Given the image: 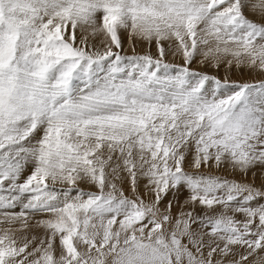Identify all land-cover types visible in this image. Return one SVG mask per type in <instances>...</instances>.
Returning <instances> with one entry per match:
<instances>
[{
  "label": "snow or ice",
  "instance_id": "snow-or-ice-1",
  "mask_svg": "<svg viewBox=\"0 0 264 264\" xmlns=\"http://www.w3.org/2000/svg\"><path fill=\"white\" fill-rule=\"evenodd\" d=\"M78 28L103 32L106 49L88 51L87 37L77 46ZM120 30L158 45L174 37L186 64L205 46V59L246 58L264 71V0H0V223L26 227L28 214L51 215L38 222L48 231L31 251L35 237L20 244L17 230L0 229V264H253L264 251V190L193 176L185 162L194 145L197 169L227 161L264 175V82L230 85L121 55ZM117 154L134 198L107 181ZM138 172L152 203L137 193ZM84 179L99 194L50 187ZM181 185L211 214L181 213L168 230L172 217L158 218V206ZM233 253L239 261L214 259Z\"/></svg>",
  "mask_w": 264,
  "mask_h": 264
},
{
  "label": "rangeland",
  "instance_id": "rangeland-1",
  "mask_svg": "<svg viewBox=\"0 0 264 264\" xmlns=\"http://www.w3.org/2000/svg\"><path fill=\"white\" fill-rule=\"evenodd\" d=\"M245 14L248 16L249 19L253 21L260 22L261 17L255 13H253L250 10H246ZM118 35L120 36V41H121V48L116 49L115 46L113 47V51H118L120 52L121 55L125 56H151L154 60H161L162 63H167L170 65H175L176 67H187L189 68L190 71L197 72L200 74H206L210 77H214L216 79H219L221 82H226L230 85H239V84H259L264 82V71H261L260 68L257 66H251L247 59L244 58V63L237 65L236 61L231 57V63L228 62L229 59L224 62L225 58L223 57L218 63L216 61L209 59H205L202 51L205 46H199L197 53L193 56L192 62L191 63H185V58L183 56V50L180 49L179 47V42L175 40V38H170L164 41H160L159 45L157 44L156 39L153 41H150L148 44H142L140 45L141 42L137 43V36L130 35L127 31L125 30H120ZM136 37V38H135ZM78 39V36H77ZM259 42V41H258ZM164 43V44H163ZM77 46H80L79 40H77ZM162 46L164 48V54L163 57L160 55L159 48ZM104 48V47H103ZM116 49V50H115ZM104 51V50H103ZM196 63V64H194ZM226 63V64H224ZM208 68H207V66ZM235 64V65H231ZM195 65V66H194ZM198 65L200 67H198ZM226 65V67H225ZM206 66V67H203ZM239 66V67H238ZM198 67V68H197ZM206 68V69H205ZM208 69V70H207ZM228 69V70H227ZM230 69V71H229ZM223 72V73H222ZM236 76V77H235ZM212 82L209 81V85ZM209 85H206L208 87ZM183 151V149L181 150ZM191 154L195 155V147L192 145L187 153H186V162H185V171H187L188 174L192 172L193 176H202L206 178H217L220 180H228L231 182H238L237 176H235L233 173H229L227 175L225 174H217L216 172H211L210 168V163H207V167L202 165V167L196 169V170H190V168L187 167L189 163V156ZM214 164V168L216 163ZM231 165V164H230ZM187 167V168H186ZM203 169H208L203 170ZM207 171V172H206ZM107 181H110L111 183H115L117 186V189H122V185H120L118 182L114 180V176L112 174H109L108 171L105 172ZM218 175V177H216ZM138 176V174H137ZM143 177L147 178L146 176L142 175ZM255 182H258L255 181ZM132 185V184H131ZM262 185V184H261ZM264 185V184H263ZM136 187L142 188L143 191H138L137 193L140 194L141 197H143L144 202L147 203H152L154 200V195L151 193L150 188L151 186L149 184L146 185V187H141L140 185H136ZM187 188L185 185H181L178 187L174 192L170 193L168 191L167 194H170L173 197H177L180 190L184 192V190ZM106 191H110L111 189L107 186L106 183ZM125 196H128L129 198H134L136 195L135 193L127 194L124 193ZM166 194H162L164 196ZM191 194H186L185 197L181 200L178 201L177 203H171L172 207L169 213L168 210V203H162L160 201L159 208H160V213L158 218L162 219L163 215L165 214H170L171 217H181V213H187V212H194L192 208V202L190 200ZM172 200H170L171 202ZM190 202V203H189ZM217 207V211L219 210V206ZM192 210V211H191ZM206 214H210L208 210L204 206L198 207L196 215H193L195 217H204ZM172 222V221H171ZM171 222L169 224L165 225V228L170 230L172 228ZM192 227L196 229L198 227L197 224H193ZM204 231H209L208 229H205ZM219 256L222 255H216L214 256V259H218ZM236 261V260H232Z\"/></svg>",
  "mask_w": 264,
  "mask_h": 264
},
{
  "label": "bare ground",
  "instance_id": "bare-ground-1",
  "mask_svg": "<svg viewBox=\"0 0 264 264\" xmlns=\"http://www.w3.org/2000/svg\"><path fill=\"white\" fill-rule=\"evenodd\" d=\"M77 36H78L77 40H79V42L82 38L87 37V43H88V49L87 50L88 51L96 50V51L102 52L103 50L106 49L107 44L110 41V38L107 37L103 32L97 33L96 35L93 36L90 34V32H82L79 28L77 29ZM153 40H155V38H153L151 41H153ZM139 42H141V44H140L141 46H142V44L150 43V41L137 36V43H139ZM224 58H225L224 62H226L227 59H229L228 62L231 61L229 56H226ZM194 64H196V63H194ZM224 64H226V63H224ZM232 65H235V64H232ZM206 66H203V67H206ZM198 67H200V66L198 65ZM225 67H226V65H225ZM207 68H208V66H207ZM229 71H230V69H229ZM194 157H195V155L191 154L188 158L189 163H188L187 167L190 168L191 171L197 169V168L192 166V161H193ZM116 163H119L120 167L116 173H113L112 167H114ZM208 163L211 164L210 165L211 172H216L217 174H225V175H227L229 173H233L235 176H237L238 182L248 183V184H251L255 188H259L261 190H264V185H263L264 184V175H262L260 167H257L255 170H250L248 175L245 176L239 170L233 169V167L227 161L222 162L219 166H215V168H214V164H213V163H215L214 160H210ZM202 165H203V163L201 164V167H202ZM204 166L207 167V164H204ZM203 170L209 171L208 169H203ZM106 171H108L109 174H112L114 176V180L116 182H118L120 185H122L124 193H127V194L133 193L132 192V185H131L132 184L131 178L129 176V173L124 168L122 159H118V154L113 157V161L111 162V164L105 168V172ZM253 171H254L255 175H253ZM28 174H30V166L28 168H26L25 174L22 177L21 182H23V179H25ZM137 174H138V176H137V180H136V185H140L141 187H146V185L149 184L148 178L143 177L142 174L139 172ZM190 174H193V173L190 172ZM117 177H119V178H117ZM216 177H218V175ZM257 180H258V182H255ZM50 187H55L58 190L59 189H66L68 187H72L73 194H75L76 189H82L85 192H94V193L99 194L98 187L96 185L90 183L87 179L78 180L76 185H74V186H69L66 184H56L53 186L50 183ZM176 189L177 188H175V189L170 188L169 192L172 193ZM136 190H138L139 192L143 191V189L139 188V187H136ZM186 194H191L188 188H186L184 190V192L181 189L177 197H173L170 194L164 195L163 198L161 199V202L162 203H168V202H170V200H172L171 203H177L178 201H181L185 197ZM201 206L202 205L199 202L193 203L191 209H193L194 212L193 213L191 212V213L193 215H196L197 208L201 207ZM206 210H208V209H206ZM0 211H3V210H0ZM10 211L19 212L20 209L16 208V209H12ZM208 212L211 214V210H208ZM50 218H51L50 214H44V213L28 214L26 227H22L21 221H16L15 223H13L11 225L0 223V229L11 227L12 229L17 230V231H15L14 234L18 240V243H20V244H22L24 242L23 239H21V237H23V236H26L29 240H32V238L35 237L36 238L35 241L30 245V247L28 249V251H31L33 247H35L39 244L40 240L46 238V234L48 231L46 228H44L38 222L44 221V220H47ZM237 218L241 219V220L244 219L242 214H237ZM0 219H2V217H0ZM177 219H179V217H172V222H171L172 226ZM205 239L207 240L208 237L205 236ZM56 247L59 248L58 238L56 241ZM235 247H238V246H235ZM239 251H244V249H239ZM262 259H264V251H258L257 255L249 257V261H252L253 264H261ZM216 260H219L221 262L232 261V260L239 261L240 256L238 254L233 253V254H229V256H223V255L219 256L218 259H216ZM242 264H248V262H242Z\"/></svg>",
  "mask_w": 264,
  "mask_h": 264
}]
</instances>
